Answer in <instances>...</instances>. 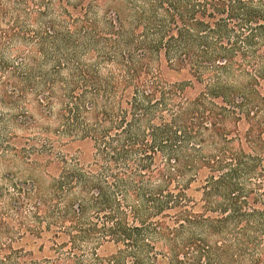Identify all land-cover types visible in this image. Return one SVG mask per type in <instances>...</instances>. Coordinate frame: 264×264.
Masks as SVG:
<instances>
[{"label": "trees", "instance_id": "1", "mask_svg": "<svg viewBox=\"0 0 264 264\" xmlns=\"http://www.w3.org/2000/svg\"><path fill=\"white\" fill-rule=\"evenodd\" d=\"M7 155L0 264H264V0H0Z\"/></svg>", "mask_w": 264, "mask_h": 264}, {"label": "rangeland", "instance_id": "2", "mask_svg": "<svg viewBox=\"0 0 264 264\" xmlns=\"http://www.w3.org/2000/svg\"><path fill=\"white\" fill-rule=\"evenodd\" d=\"M10 156H5L3 158L0 159V174H5L7 172L10 173H15L21 177H24L25 175L27 176L28 174L26 173V171L24 170V167L22 166V164H20L19 162H8L7 159H9ZM44 181V180H42ZM33 246H36L35 244L29 243L27 244L25 247L26 248H32Z\"/></svg>", "mask_w": 264, "mask_h": 264}]
</instances>
